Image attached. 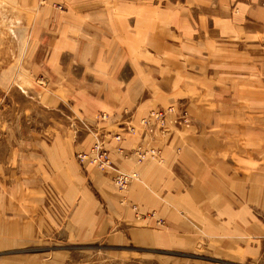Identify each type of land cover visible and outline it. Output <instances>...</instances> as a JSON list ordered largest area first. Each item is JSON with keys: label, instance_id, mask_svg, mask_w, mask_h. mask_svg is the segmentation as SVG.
Masks as SVG:
<instances>
[{"label": "crops", "instance_id": "0c3cea01", "mask_svg": "<svg viewBox=\"0 0 264 264\" xmlns=\"http://www.w3.org/2000/svg\"><path fill=\"white\" fill-rule=\"evenodd\" d=\"M31 9L25 53L0 60L1 113L13 112L1 117L2 129L20 127L0 147V249L45 232L53 188L69 205L65 227L74 237L95 240L119 224L143 246L264 257V0H48ZM23 74L25 88L15 90ZM36 77L44 85H31ZM172 106L185 108L190 124L143 133V117ZM42 108L48 124L24 135ZM128 110L134 133L122 126ZM101 112L109 118L98 123ZM74 116L122 135L106 147L116 165L141 176L128 205L106 172L78 165L76 151L94 139L74 136ZM139 145L162 149V160L136 164L117 151Z\"/></svg>", "mask_w": 264, "mask_h": 264}, {"label": "rangeland", "instance_id": "374dc122", "mask_svg": "<svg viewBox=\"0 0 264 264\" xmlns=\"http://www.w3.org/2000/svg\"><path fill=\"white\" fill-rule=\"evenodd\" d=\"M48 0H0V60L3 63H8L9 57H16L17 55L21 56L25 53V49L22 40L24 39V32L22 26L25 24L31 23V21L35 17V12H31V8L36 6H40L41 4H46ZM52 7L59 11L64 10L65 2H52ZM10 22V24H16V27L19 30L11 33L7 31V27L4 24ZM9 39V41H8ZM24 48V52H23ZM19 59H21L19 57ZM21 63V60H19ZM25 75H21V80L19 86L15 90H19L23 87L25 88V82L23 79ZM23 78V79H22ZM28 79V77L26 76ZM26 79V80H27ZM31 85H36L41 87L44 85L43 78L33 79L30 83ZM15 85V84H14ZM2 91H0V100H2ZM10 97V96H9ZM8 100L3 101L4 103H9ZM22 102H25V97H19ZM11 102V101H10ZM169 108H161L167 109ZM155 110V109H154ZM157 110V109H156ZM153 111V110H151ZM24 111H22L23 113ZM12 111L6 110L2 111L0 107V147L3 148V139L7 140L6 134H10L11 132L14 134L16 130L20 127H11L2 129L1 117L4 115L9 120H12ZM49 114V113H48ZM47 114V111L42 109H35L30 114V118L32 120L37 119L39 122H34L32 125L24 124L22 126V132L24 135L30 134L31 131L35 128H45L46 124H48V119L50 115ZM104 112L98 114L96 120L103 121L109 118L107 114L106 117H103ZM100 115V116H99ZM169 116L173 118H169ZM182 116V117H181ZM169 126L166 127L163 133H161L158 129H155L153 133H148L143 127V133H147L151 136H158L159 134L165 135L168 134L173 128H180L187 124H190L191 117H189L185 108L182 110H173L172 112L167 113ZM179 118V122L173 123V121ZM73 121L70 123L72 126V132L76 138H80L84 135L93 136L94 141L92 144L82 152L76 151L75 159L78 162V165L86 171L90 167H94L100 170H103L108 174L110 178V182L116 187L117 190V199L120 204L128 205V197L127 192L128 189L134 181H139L141 176L139 172L135 169L125 170L120 166L116 165L112 161L111 152L107 149L106 144L107 140L116 139L115 136L120 133L112 134L113 136H108L104 133H100L98 127L91 124L87 120L79 119L78 117L69 118V120ZM181 120V121H180ZM132 114L131 111H127L124 113L123 118V127L125 131L128 132V126L132 125ZM96 124V123H95ZM121 135V134H120ZM100 136L103 141V149L100 150V154H104V158L108 159L111 162L110 166L112 168L116 167L122 173L133 176L134 172L137 173L138 178H130L129 184L126 187L122 186L120 189L119 185L115 182L114 175L116 171H113L112 168L107 167L106 163H95L94 158L97 157V151L95 144L97 142V137ZM143 149L146 148L143 145ZM138 147V146H137ZM119 147L117 148L118 151ZM155 149V148H148ZM124 152H120L124 154L125 157H129V155L133 154L135 156L134 151L129 152L123 148ZM160 156L156 160L160 162L162 160V149ZM136 163V161H135ZM137 164V163H136ZM106 166V167H103ZM107 168V169H106ZM1 178V177H0ZM87 181H90V178H87ZM119 184V183H118ZM44 204V215L46 218V229L45 232L36 240L31 243H27L21 248H6L0 249V264H264V257L257 259L255 261L252 260H244L237 261L232 260V258L228 257H220L216 256L214 253H209L207 250L202 248V245H197L193 249L179 248V249H171L167 246L160 247L158 245H147L143 246L134 241L131 236V232L126 227H122L119 224L115 225L110 232H108L105 236L97 238L95 240H90L84 236L77 235L74 237L73 235H69V232L66 230V225L69 221V205L65 202L62 195L58 193L53 188L49 189L45 198ZM131 208L136 211V204H130ZM160 226L163 225V221H159ZM159 226V227H160ZM126 228V229H125ZM117 232L123 233L125 236L122 240L117 237Z\"/></svg>", "mask_w": 264, "mask_h": 264}, {"label": "built area", "instance_id": "2783aa9c", "mask_svg": "<svg viewBox=\"0 0 264 264\" xmlns=\"http://www.w3.org/2000/svg\"><path fill=\"white\" fill-rule=\"evenodd\" d=\"M173 110H175V108H170L169 110H167V109L163 110V109L159 108L157 110L150 111L147 116L143 117V119L141 120V123H142L143 127L145 128V130L148 131V133L149 132L153 133L155 131V129H158L161 133H163L164 130L166 129V127L169 126L167 113L172 112ZM106 115H107V113L104 112L103 117L105 118ZM175 122H179V118H176L173 121L174 124H175ZM128 130L130 132L134 133L135 127L133 125H129ZM115 138L121 140L122 135L117 134L115 136ZM103 145L104 144H103L102 138L100 136H98L97 142L95 144L96 151H97V157L94 158V161H95V163H99V162L104 163L105 162L107 167L112 168L110 166L111 162L109 160V157H108V159H106V158H104L105 157L104 154L99 153L100 150L103 149ZM118 151L124 152L123 148H120V147H119ZM133 151L135 153L137 164H141V163L145 162V160H148L150 158L157 159V158H159L160 152H161V150H156V149H147V148L143 149L142 146H138V147L134 148ZM106 166H103V167H106ZM112 170L116 171V174L114 175L115 180H116L115 182L119 183V184L117 183V185H119L120 189H122V186L126 187L130 183L129 182L130 178H138L136 172H134L133 176H131L130 174L127 175L125 173H122L116 167L112 168Z\"/></svg>", "mask_w": 264, "mask_h": 264}]
</instances>
